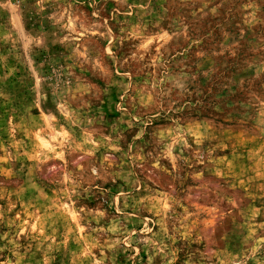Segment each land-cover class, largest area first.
<instances>
[{
  "label": "rangeland",
  "instance_id": "1",
  "mask_svg": "<svg viewBox=\"0 0 264 264\" xmlns=\"http://www.w3.org/2000/svg\"><path fill=\"white\" fill-rule=\"evenodd\" d=\"M0 264H264V0H0Z\"/></svg>",
  "mask_w": 264,
  "mask_h": 264
}]
</instances>
